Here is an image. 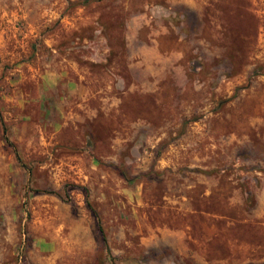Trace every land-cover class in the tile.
I'll use <instances>...</instances> for the list:
<instances>
[{
    "label": "rangeland",
    "instance_id": "1",
    "mask_svg": "<svg viewBox=\"0 0 264 264\" xmlns=\"http://www.w3.org/2000/svg\"><path fill=\"white\" fill-rule=\"evenodd\" d=\"M61 1L0 0V264H264V0Z\"/></svg>",
    "mask_w": 264,
    "mask_h": 264
},
{
    "label": "crops",
    "instance_id": "2",
    "mask_svg": "<svg viewBox=\"0 0 264 264\" xmlns=\"http://www.w3.org/2000/svg\"><path fill=\"white\" fill-rule=\"evenodd\" d=\"M61 4L60 7H63V3L61 0H54V2H52V4ZM67 5L69 4V1L66 0ZM43 9V7H42ZM64 10V7L62 8ZM60 9L58 6H50L49 8H46L45 10L41 11L38 15L35 13V18H42L44 19L46 22V18L49 20H54L55 18H59L62 20H65L67 23L70 24L71 27H75L76 25V20L78 18H76V14H78V12H69L66 11V13L64 14L63 12V16H62V12L60 13V11L62 10ZM71 13V14H70ZM29 13L24 10L23 11V15L24 17L28 16ZM140 25H137V28L134 30V37L136 36L138 38V40L140 41V44L138 45L137 50L135 51V53H132L130 58L131 61L128 63V71L130 73V75H132V77L134 76V78H136L135 82H132L130 85H132L131 87H129L128 91H141V92H147V91H153L155 90V85L160 83L161 81H163V78L168 76V74L166 73V71H164L163 67L161 65L157 66L156 64L159 63L162 57L161 51H160V42L158 40V38L156 37V35L154 34V32H151V34L148 35L149 38V42H144L141 39H139L138 37V29ZM38 27H35L34 31H36ZM69 67L73 70V74H74V79H73V83H72V89L74 91H82L83 93H86V87L87 85L93 83V81L95 80L96 76L95 74H93L89 68L85 67L84 68L82 66H80L79 62L76 61H71L68 62ZM108 67V66H107ZM108 71V68H107ZM111 71L112 73L110 74L111 77H116L113 68L111 67ZM62 73H60L59 75H61ZM103 76L102 77H98L100 80H102L104 82V87L98 91H94L92 90V88L90 89V93H99L102 92L100 96V99L104 100L105 103L106 101H108V94H111V91H109L110 89H112L111 85H110V80L108 78L107 81V75L108 73L106 71H102ZM154 84V87H152ZM150 85V86H149ZM152 85V86H151ZM118 87V85H117ZM115 90V87H114ZM71 91H69L70 93ZM119 102V98L117 99V102L110 108V109H115L113 107H116L118 105ZM104 103V104H105ZM106 110L107 107H105Z\"/></svg>",
    "mask_w": 264,
    "mask_h": 264
},
{
    "label": "trees",
    "instance_id": "3",
    "mask_svg": "<svg viewBox=\"0 0 264 264\" xmlns=\"http://www.w3.org/2000/svg\"><path fill=\"white\" fill-rule=\"evenodd\" d=\"M100 230H101V232H102V229H101V227H100ZM102 236H103V240L105 241L106 239H105V237H104L103 233H102Z\"/></svg>",
    "mask_w": 264,
    "mask_h": 264
}]
</instances>
